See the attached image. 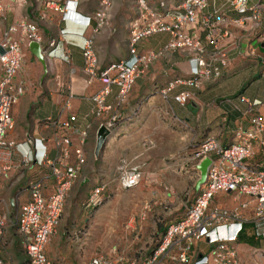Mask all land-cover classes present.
Segmentation results:
<instances>
[{
	"label": "crops",
	"instance_id": "obj_1",
	"mask_svg": "<svg viewBox=\"0 0 264 264\" xmlns=\"http://www.w3.org/2000/svg\"><path fill=\"white\" fill-rule=\"evenodd\" d=\"M227 1L206 0V8L197 16L198 25L185 31L187 35L198 39L204 50L202 59L209 65L210 76L200 78L198 87L186 85L191 80L189 69L193 52L190 49L170 48V32L155 31L132 45L135 57L142 61L139 73L126 96L120 99L119 89L111 85L109 93L104 97L106 109L96 116L93 98L100 91L101 83L83 71L80 47L84 40L90 42L98 72L111 64L128 61L131 58L130 32L133 23L141 22L136 0H109L103 9L104 19L100 26L95 19L96 13L102 11L100 0H75L74 13L77 19L90 20L86 28L71 22L67 16L62 18L58 12L60 0H2L0 42L3 32L10 26L35 24L42 57V62H39L25 43L20 44L21 60L13 83L22 85L23 94L11 107L13 128L6 134V140L21 143L26 136L41 140L47 161L42 166L31 164L21 168L3 182L0 200L10 204L12 217L17 215L19 207L27 201L24 189L30 179H41L43 193L49 192L53 181L49 173L58 152L52 140L60 133H65L69 139L68 147H64L67 157L62 160L66 165L75 164L73 150L79 146L81 139L83 141L81 149L84 162L64 197L65 202L71 194H77L81 202L84 196L86 198L87 190L91 189L92 179L89 176L98 164L96 139L102 128L100 125L112 116L118 120L102 143L101 158L109 150H114L115 157L122 156L130 165L141 166L147 161L143 166H150L151 171L156 165L152 163L158 162L156 157L164 152L172 157L185 146H197L206 139H213L222 147L229 146L236 143L237 133L252 128L250 120L255 116L260 117L264 126V106L251 108L247 113L248 106L240 101L241 98L256 100L264 105V6L261 7L255 26L250 21H240L241 16L228 6ZM145 2L151 12L161 15L160 22L170 25L174 22L175 14L181 12L183 0ZM263 2L247 0L249 6ZM213 9L219 10L223 17V22L215 26V34L216 48L224 55L225 66L211 60L218 49L206 42L208 30L200 27L203 16L211 14ZM147 20L151 21V18ZM11 37L21 39L19 32ZM61 54L68 59L63 60ZM215 73H218L217 77H214ZM180 93L189 95L184 106L173 101V97ZM64 122L69 123L70 130L62 131L53 125ZM174 125L180 128H174ZM148 138L155 143L154 150L161 151L143 156L141 148L144 149V144L150 142L146 140ZM260 140L264 141V131L258 133L256 140L251 142L252 154L247 163L264 168V145L259 146ZM13 159L18 160V156ZM8 184L12 187L9 195L4 194V187ZM214 197L219 198L221 203L210 205L223 209H231L239 201L232 194H217ZM229 198L232 203L227 205ZM251 209L250 206L241 212L245 220L240 232L241 238L248 239L230 244L235 251L236 264H264L261 255L256 258L246 255L250 249V255L255 250L264 255V240L255 239L251 225L246 222L251 217ZM62 217L61 212L58 224L44 246L49 264L53 260L50 252L62 242ZM16 237L12 228L5 230L0 237V251L10 264H17L22 252L19 238ZM198 244L204 246L199 248ZM210 249L211 246L202 240L195 244L192 251L205 254ZM22 258L27 264L23 253ZM141 261L139 259L137 263Z\"/></svg>",
	"mask_w": 264,
	"mask_h": 264
},
{
	"label": "built area",
	"instance_id": "obj_2",
	"mask_svg": "<svg viewBox=\"0 0 264 264\" xmlns=\"http://www.w3.org/2000/svg\"><path fill=\"white\" fill-rule=\"evenodd\" d=\"M61 5L58 12L62 18H67L82 28L89 26V18L76 20L75 0H60ZM109 0H100L102 11L96 13L95 19L100 26L103 23L104 12ZM137 11L141 22L133 23L131 29V58L125 62L111 64L105 70L98 72L96 62L90 49V42L84 40L82 46V57L84 61L83 71L90 77L96 78L101 83V89L93 98L96 116H99L106 107L104 97L109 93L111 85L119 89V97L123 99L135 78L139 73V65L142 59L135 57L132 45L155 31H168L172 36L169 43L170 48L190 49L193 56L190 59L189 74L191 80L186 85L199 86L200 78L210 76L209 65L202 59L204 53L198 39L185 33L187 28L198 25L197 16L206 8V0H183L181 12L175 14L174 22L165 25L160 22L161 15L151 12L145 0H136ZM230 6L239 16L240 21H250L257 25L262 4L249 6L247 0H228ZM162 6V4H160ZM2 0H0V13L2 12ZM165 16V15H164ZM151 18V21L147 19ZM83 21V22H82ZM223 22L220 11L213 9L211 14L203 16L200 27L207 29L206 42L217 47L215 26ZM20 33L21 39H13L14 33ZM81 37V36H80ZM35 24L24 23L18 26H10L3 32L0 42V191L3 182L9 178L11 173H17L21 168L31 164L42 166L46 161L45 146L39 139L26 136L21 143L6 140V134L13 128L11 107L23 94L21 84H14L13 79L17 74L21 60L20 44H38ZM264 41V38H263ZM211 56L212 61L219 62L225 66L224 55L219 48ZM63 60L67 56L61 54ZM218 73L214 74L217 77ZM189 99L186 93H180L173 97V101L179 106H184ZM241 102L248 106L247 113L251 108L264 106L259 101H248L243 98ZM118 118L110 117L100 128H104L107 134L111 132ZM252 128L248 131L236 134V143L222 147L213 139H206L199 143L191 152V160L194 166L204 159L209 163L206 167L204 183L199 186L197 195L192 204L186 209L183 217L169 224L162 238L153 252L141 262H124V256L113 253L111 257L95 255L85 264H236L235 251L230 244L234 243L240 233L242 224L245 223L242 211L251 206V217L246 220L252 227V235L255 239L264 240V168H257L247 163L251 156V142L256 140L257 134L264 131L259 116L250 120ZM55 128L66 131L70 130L69 123L53 124ZM84 136V133H82ZM53 147L57 150V156L51 165L49 177L52 185L47 194L43 193V181L41 179H30L24 189L27 201L23 203L15 217L10 214V204L0 200V237L7 229H14L19 238L27 264H49L45 254L44 246L54 232L60 219L65 194L71 183L77 177L79 167L84 162L81 146L73 150L75 164L69 166L62 162L67 157L69 139L64 134L54 136ZM148 146L151 142L147 143ZM259 146L264 141L258 142ZM18 156V160L13 158ZM117 187L120 190H129L137 187L142 180V171L138 165H130L125 160H118L114 167ZM102 186L97 185L87 197L86 205H97L99 203ZM217 194L229 195L238 198L237 205L231 209L212 207V198ZM231 231V232H230ZM205 241L211 249L208 253L195 251L192 248L196 243ZM0 251V264H10L8 259ZM193 253V254H191Z\"/></svg>",
	"mask_w": 264,
	"mask_h": 264
},
{
	"label": "rangeland",
	"instance_id": "obj_3",
	"mask_svg": "<svg viewBox=\"0 0 264 264\" xmlns=\"http://www.w3.org/2000/svg\"><path fill=\"white\" fill-rule=\"evenodd\" d=\"M173 127L180 128L175 125ZM146 140L151 145L148 146L146 142L145 148H141L143 156L161 151L154 150L155 143L151 139ZM102 145L100 149L97 148L98 164L89 176L92 185L86 192L89 196L95 186L101 185L99 203L87 206V196L79 202L77 194L66 198L64 207L67 208L63 207V224L60 227L62 242L50 252L52 264H84L92 256L111 257L113 253L123 255L125 263L147 258L156 243L159 244L163 228L183 217L199 189H196L195 182L199 172L190 158L194 145L185 146L172 157L164 152L156 157L157 163H152L156 164L151 165L154 167L152 171L150 166H143L147 163L143 160L145 162L140 166L142 180L137 187L129 190H120L115 178L114 167L122 156L115 157L114 150H109L101 158ZM11 191L9 184L4 187V194L9 195ZM211 203L217 205L221 202L219 198L213 197ZM231 203L229 198L227 205ZM200 246L204 245L198 244ZM22 253L23 250L17 264H25ZM252 253L250 255V249L246 255L264 257L257 250Z\"/></svg>",
	"mask_w": 264,
	"mask_h": 264
},
{
	"label": "water",
	"instance_id": "obj_4",
	"mask_svg": "<svg viewBox=\"0 0 264 264\" xmlns=\"http://www.w3.org/2000/svg\"><path fill=\"white\" fill-rule=\"evenodd\" d=\"M29 50L38 59L39 62H42V57L40 55V50H39L38 44H35V43L30 44ZM106 136H107V131L104 128H101L97 134V139H96V147L97 148L101 147ZM208 163H209L208 159H204L198 165H196V169L199 172V176H198V179L196 181V189H198V187L204 183L205 172H206V167H207Z\"/></svg>",
	"mask_w": 264,
	"mask_h": 264
},
{
	"label": "trees",
	"instance_id": "obj_5",
	"mask_svg": "<svg viewBox=\"0 0 264 264\" xmlns=\"http://www.w3.org/2000/svg\"><path fill=\"white\" fill-rule=\"evenodd\" d=\"M168 226V225H167ZM167 226H165L164 228H163V230L161 231V233H160V235H159V242H160V240H161V238H162V235L164 234V232H165V229H166V227ZM241 232V231H240ZM237 240L236 241H242L243 240V242L244 241H246L248 238H241V234L239 233L238 235H237V238H236ZM156 245H158L157 243H156ZM156 245H155V247H153V249L151 250V252L156 248ZM150 252V253H151Z\"/></svg>",
	"mask_w": 264,
	"mask_h": 264
},
{
	"label": "clouds",
	"instance_id": "obj_6",
	"mask_svg": "<svg viewBox=\"0 0 264 264\" xmlns=\"http://www.w3.org/2000/svg\"><path fill=\"white\" fill-rule=\"evenodd\" d=\"M77 18H78V17H76V20H78ZM73 23H74V21H73ZM85 28H86V27H85Z\"/></svg>",
	"mask_w": 264,
	"mask_h": 264
}]
</instances>
